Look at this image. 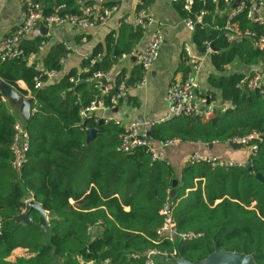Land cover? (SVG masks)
<instances>
[{
  "label": "trees",
  "instance_id": "trees-1",
  "mask_svg": "<svg viewBox=\"0 0 264 264\" xmlns=\"http://www.w3.org/2000/svg\"><path fill=\"white\" fill-rule=\"evenodd\" d=\"M41 1L45 14L61 5L67 12L79 13L78 0ZM178 2L184 10L183 0ZM101 4L111 7L118 0ZM229 6L225 0H193L190 10L182 11L183 17L194 21L197 52L203 53L207 42L216 48L211 59L217 70L232 61L264 66V49L255 48L251 38L237 39L234 44L228 40L223 26L234 11L232 23L237 29L257 34L261 30L247 17L246 8L232 9L222 17ZM143 7L147 9L148 0H143ZM200 12H204L202 23L196 21ZM143 32L138 25L121 22L117 35L108 34L103 44L81 60L79 68L66 73L62 60L70 49L63 43H51L38 32L19 42L20 56L0 63V78L21 95L35 99L30 120L24 123L29 135L27 162L14 170L13 125L22 119L0 94V264H86L89 260L103 264L106 259L110 264H144L142 255L151 248L175 250L193 262L211 254L215 246L254 254L255 263L264 264V140L258 142L251 170L187 163L175 195L169 198L176 177L167 161H152L142 148L132 154L118 152L119 126L100 123L92 114L80 115L93 100L109 105L121 81L131 85L141 77V69L130 79L120 73L105 93L99 83L89 80L95 72H109L123 55L135 51ZM31 57H35L33 61ZM49 71L59 72L55 81H49L45 74ZM214 79L209 80L225 99H231L233 108L207 119L181 116L156 125L151 128L154 142L177 138L181 143L212 144L252 132L264 134V94L238 88L239 75L219 78L218 84ZM19 80L27 89L18 86ZM37 80L42 82L39 87L35 86ZM90 128H97L98 133L87 143ZM69 198L74 199L73 204ZM29 199L49 213L47 232L37 224L39 214L34 209L30 211L33 224L12 221ZM168 199L173 202L179 231L199 232L202 237L172 242L157 236L163 221L159 210ZM17 247L26 249V254L11 259Z\"/></svg>",
  "mask_w": 264,
  "mask_h": 264
},
{
  "label": "built area",
  "instance_id": "built-area-1",
  "mask_svg": "<svg viewBox=\"0 0 264 264\" xmlns=\"http://www.w3.org/2000/svg\"><path fill=\"white\" fill-rule=\"evenodd\" d=\"M105 0H98V3L90 2L85 3L79 8V13H70L64 11V6H56L52 12L45 14L43 12V4L41 0H22V21L20 25L10 34L0 39V63L8 59L18 57L22 54V50L19 47V42L28 38L34 32H36L40 25L47 27H60L63 25H70L73 27H79L83 29L90 28L99 24H104L111 14L116 10L117 5L111 7L103 6L101 3ZM232 2L234 0H226ZM136 2V25H138L143 31L146 27L154 23V19L148 15L147 9L143 7V0H135ZM193 0H183V7L185 10H190ZM263 6L262 0H240L238 6L235 8L237 11H241L246 8V14L249 19L254 23L261 26L260 32L257 34L253 30L247 29L241 31L235 27L232 23V19L236 11L230 13L227 17V21L223 26L226 31L227 38L229 40L234 38H251L253 44L257 49L264 48V16L259 12ZM204 12H200L196 17V21L203 22ZM185 24L194 29V21L189 17H184ZM163 42V23L157 22L155 29L146 44V47L138 52L133 51L136 56L138 64L141 66L144 74L139 80H136L131 85H127L124 81H121L116 86V91L111 97L109 105H104L102 100H93L87 106L80 110L82 117L90 116L96 109L102 107L106 111L113 110L118 101L127 95V92L131 87H142L146 82L145 73L155 62L159 55L160 46ZM211 46L209 42L206 43L205 52L209 53ZM183 61L187 65L188 70L182 79H177L171 82L167 88L166 98L168 108L166 114L156 120H138L133 119L130 121H122L111 116L104 118L105 123H112L119 126L122 130L118 135V144L116 150L124 154H132L137 149H144V151L150 156L152 161H166L165 147L172 144L181 143L177 138L166 140L163 143H156L152 139L148 138L147 133L151 131V128L163 124L175 117L181 116H194L207 119L217 112L215 106L209 102V96L203 94L199 90L197 74L202 65L201 57L194 54L191 47L188 44H184L182 47ZM65 59L62 60V63ZM37 67L40 66L37 64ZM85 70V69H84ZM48 78H52L57 75L56 71L45 72ZM108 72H95L93 76L89 78L90 81L98 82L101 77H106ZM71 81H76V78L72 77ZM263 78L260 74H255L246 80L247 86L250 90L259 91L264 93ZM42 85V82L37 80L36 87ZM111 89V88H110ZM32 97V96H30ZM33 109H31L32 113ZM14 138L11 145V151L13 159L11 162L14 170H20L22 166L27 162V152L29 150V135L25 129V126L21 121L17 120L13 125ZM264 140V134L252 132L248 135L237 136L231 138L226 143H236L241 147H245L248 150V159L246 163H251L252 157L255 155L258 149V142ZM189 162L193 164H207L211 168L221 167H241L246 163L237 162L235 160L222 158L219 156H213L209 154H202L200 152H193L189 156ZM159 213L163 217L161 225L157 228L156 233L162 239L169 241H193L203 236L199 232H181L177 228L176 222L173 217V202L168 199L165 201ZM100 224V223H99ZM160 238L158 240H160ZM177 256L175 250H160L158 248L148 249L143 255L144 264H168L164 260L166 258H173ZM133 258H140L137 254H131ZM81 259V258H80ZM95 261L89 260V264H94ZM103 264H110L109 260H105Z\"/></svg>",
  "mask_w": 264,
  "mask_h": 264
},
{
  "label": "crops",
  "instance_id": "crops-1",
  "mask_svg": "<svg viewBox=\"0 0 264 264\" xmlns=\"http://www.w3.org/2000/svg\"><path fill=\"white\" fill-rule=\"evenodd\" d=\"M84 1L87 0H78L76 2L78 9L83 4L87 3ZM178 1L179 0H148L147 13L154 19V23L148 25L144 30L141 39L135 47V52L141 51L146 47L155 29L156 23L162 22L163 42L160 46L159 55L148 72L145 73L146 82L142 87H131L127 95L118 101L113 110L106 111L100 107L92 113V115H95L99 120L105 122L104 118L107 116L125 122L133 119L156 120L163 117L168 108L166 98L167 88L172 81L182 79L188 70L187 65L183 61L182 47L184 44H188L192 52L202 59V65L197 74L199 90L203 94L209 96V102L217 109V112L214 114L232 109L233 105L231 99H225L222 96V90L217 85L210 82L209 79L211 76L215 77L214 83L218 84L219 78L239 75L241 76V80L237 83V87L246 92L255 91L250 90L246 83V80L251 76L257 73L260 74L263 78L262 82L264 83V66H261L260 63L251 65L240 61H232L225 64L221 70H217L211 59V53L218 51L216 48L215 51L211 50L209 53L205 51L203 53L197 52L193 42L194 30L185 24L182 13L185 9L183 10ZM235 1L236 0L228 2L230 6L221 14L222 17H224L228 11L232 10V4ZM262 1L263 6L259 14L264 16V0ZM92 2L98 3V0H92ZM22 10V0H0V39L10 35L20 25L22 21ZM63 10L67 11V8L64 6ZM214 17L216 18L217 14H215ZM135 19V0H118L116 10L104 24L92 26L87 29L70 25L51 27L48 29V33L45 36L50 38L51 43H63L70 49V53L62 64V71L66 73L73 68H79L81 60L89 55L96 45L103 44L108 34L115 33L117 35L121 22L136 25ZM37 32L40 33L39 29L30 36L32 37L37 34ZM237 39L240 38L231 39V42L234 41L235 43L238 41ZM241 39L249 40L250 38L241 37ZM45 51L46 49L44 46L41 57L44 56ZM34 58L35 57H31V61H33ZM140 69L137 58L133 52L128 55H123L117 63L113 65L105 77L107 83L104 88H102L99 82V89L105 93L114 86V81L120 73L125 75V78L130 79L131 76L135 75V71L140 72ZM143 74L144 72L141 69V77ZM58 76L59 72H57L56 76L48 79L50 82L55 81ZM17 83L20 88L24 90L27 89L23 81L19 80ZM27 96L30 97V95ZM164 151L166 161L172 167L176 177L175 179H177L176 186L180 184L179 180L182 169L187 163H190V154L195 151L202 154L235 160L241 163H246L248 159L247 148H233L226 142L212 143L211 147L202 143H177L166 146ZM185 193H187V190ZM68 200L71 204L74 203V199L69 198ZM124 210L127 211L128 207H124ZM25 254L26 249L17 247L12 251L10 258L12 259L14 256ZM86 264H89V261H87ZM94 264L98 263L94 262Z\"/></svg>",
  "mask_w": 264,
  "mask_h": 264
},
{
  "label": "water",
  "instance_id": "water-1",
  "mask_svg": "<svg viewBox=\"0 0 264 264\" xmlns=\"http://www.w3.org/2000/svg\"><path fill=\"white\" fill-rule=\"evenodd\" d=\"M239 1L240 0H236L235 2H233L232 9H235L238 6ZM39 31L41 35H46L48 33V28L43 25H40ZM231 43H234V41H232ZM211 50L215 51V49L212 47ZM98 82H100L102 88H104V86L107 83V79L105 77H101L98 79ZM0 94L2 95L3 98L7 100L9 106L15 108L18 111V114L22 119L23 125L24 123L27 124L31 116V104L35 103V99L33 97L21 95L13 86L8 84L1 78H0ZM101 122L102 120H100V123ZM97 133H98L97 128L88 129L86 131V142L87 143L91 142L96 137ZM147 135L149 139H152L151 131H149ZM207 145L209 147L212 146V144H207ZM230 145L233 148L241 147L239 144L236 143H231ZM246 166L249 170H251V166L249 165V163H246ZM255 176L256 178L261 179V176L259 174H256ZM176 184H177V179H173L172 188L170 191V197H173L175 195ZM32 209L36 210L39 214L37 224L44 232H47L50 226L49 221L51 218L48 216L47 211H45L42 208V206L33 199H29L25 201V206L23 210L19 214L13 216L11 218L12 221L22 224L24 226L33 224L34 220L30 215V211ZM165 262L169 264H256L254 260V254L225 251L217 248L216 246L214 247V251L211 254L207 255L202 260H196L192 262L182 258L180 255H177L176 257L173 258H166Z\"/></svg>",
  "mask_w": 264,
  "mask_h": 264
},
{
  "label": "rangeland",
  "instance_id": "rangeland-1",
  "mask_svg": "<svg viewBox=\"0 0 264 264\" xmlns=\"http://www.w3.org/2000/svg\"><path fill=\"white\" fill-rule=\"evenodd\" d=\"M10 108L12 109L13 113H15V114L18 113V111L15 108H12V107H10Z\"/></svg>",
  "mask_w": 264,
  "mask_h": 264
}]
</instances>
